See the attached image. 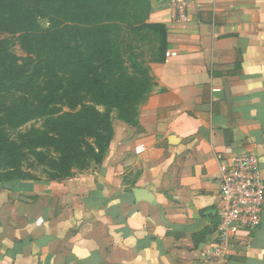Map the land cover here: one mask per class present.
<instances>
[{
  "label": "crops",
  "instance_id": "0c3cea01",
  "mask_svg": "<svg viewBox=\"0 0 264 264\" xmlns=\"http://www.w3.org/2000/svg\"><path fill=\"white\" fill-rule=\"evenodd\" d=\"M187 2L178 18L150 1L167 28L156 85L137 125L113 114L101 162L0 183V264H215L219 158L252 151L264 177V0ZM224 264H264V212Z\"/></svg>",
  "mask_w": 264,
  "mask_h": 264
},
{
  "label": "trees",
  "instance_id": "16d2710c",
  "mask_svg": "<svg viewBox=\"0 0 264 264\" xmlns=\"http://www.w3.org/2000/svg\"><path fill=\"white\" fill-rule=\"evenodd\" d=\"M12 1L18 11L0 15V83L24 85L22 106L26 109L20 111L19 123L27 122L30 115L48 110L58 101L66 99V104H73L86 99L89 104L82 105L80 116L85 115L91 124L94 141L88 144L84 154L96 163L101 162L114 135L113 111L127 123L138 124L140 108L156 85L149 63L164 54L167 28L147 22L151 0L140 1L145 5L146 15L139 18V27H134L133 20L137 17L134 4L138 0H43V3L28 0L23 5L20 0ZM49 16L54 20L66 17L71 20L72 24L63 27L66 46L58 45L64 37H59L61 30L36 28L38 17ZM14 21L17 27L12 28L14 24L9 23ZM144 25L154 29L152 36L138 34ZM33 28L39 33L25 32ZM131 29L136 33L133 37L129 34ZM68 30L74 35L70 42H67ZM18 32H21L18 37H12L19 39L20 48L27 52L25 58L16 55L13 49L16 41L2 36V33ZM146 38L150 43L147 54L141 44L134 43L144 44L142 40ZM40 39L48 41L43 53H39L42 48L36 49ZM44 67V77L38 80V73ZM16 76L18 82L12 80ZM29 100L36 102V106L30 105Z\"/></svg>",
  "mask_w": 264,
  "mask_h": 264
},
{
  "label": "rangeland",
  "instance_id": "374dc122",
  "mask_svg": "<svg viewBox=\"0 0 264 264\" xmlns=\"http://www.w3.org/2000/svg\"><path fill=\"white\" fill-rule=\"evenodd\" d=\"M140 1L138 0L134 4L137 12V17L133 19L134 27H139V18H144L146 15L145 5H141ZM10 2L13 1L0 0L1 16L6 15L10 10L14 13L18 11L15 8V3L10 5ZM27 2L28 0H20V5L27 4ZM43 2L41 0V3ZM3 13L5 14L2 15ZM147 22H149L148 19ZM15 23L16 21L9 24H14L12 28H15L17 27ZM70 24L72 22L68 17L55 20L52 16L38 17L36 28L40 27L38 31L48 28L61 30L59 37L62 35L64 37L61 38L58 45L62 47L66 46V29L63 27ZM132 30L129 31V34L133 37L136 33ZM38 31L33 28L25 32L39 33ZM153 32H155L153 28L144 25L138 34L145 37L152 36ZM20 34L21 32L14 35L2 33V36H10L12 41H16L17 43H14L13 47L16 55L25 58L27 52L20 48L19 39H14ZM72 38L74 35L68 30L67 42H70ZM142 42L144 44L140 41L134 43L141 44L142 50L147 54L150 43L147 38ZM37 46L38 51V48H42L39 53H43L47 50L48 41L40 39ZM135 52L141 51L135 49ZM31 55L37 59V55L34 53ZM44 72H46L45 67L42 68L40 74L38 73V80L44 77ZM12 80L18 82L20 79L16 76ZM18 83L8 85L0 83V183L7 184L20 180H52L90 169L96 162L84 153L88 150V144H92L94 141V137L91 135L93 130L85 115L80 116L82 105L89 104V102L86 99L76 100L73 104H66V99L58 101L48 110L41 109L30 115L27 122L19 123L21 119L18 117L19 113L26 107L22 106L25 102L22 99L24 85L23 83L18 85ZM29 104L36 106V102L33 100H29ZM113 112L117 113L116 110Z\"/></svg>",
  "mask_w": 264,
  "mask_h": 264
},
{
  "label": "built area",
  "instance_id": "2783aa9c",
  "mask_svg": "<svg viewBox=\"0 0 264 264\" xmlns=\"http://www.w3.org/2000/svg\"><path fill=\"white\" fill-rule=\"evenodd\" d=\"M178 18H185L187 0H170ZM176 56V51H166ZM220 222L210 238L206 253L215 264H224L231 254V246L240 232L254 230L262 223L264 212V177L256 153L242 150L239 154L220 157Z\"/></svg>",
  "mask_w": 264,
  "mask_h": 264
}]
</instances>
